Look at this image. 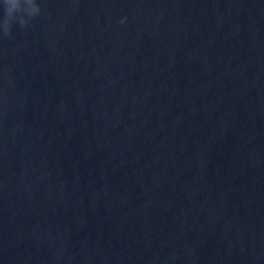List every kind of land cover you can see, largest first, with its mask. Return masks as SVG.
<instances>
[{
    "label": "water",
    "instance_id": "1",
    "mask_svg": "<svg viewBox=\"0 0 264 264\" xmlns=\"http://www.w3.org/2000/svg\"><path fill=\"white\" fill-rule=\"evenodd\" d=\"M37 2L0 31V264H264V0Z\"/></svg>",
    "mask_w": 264,
    "mask_h": 264
},
{
    "label": "clouds",
    "instance_id": "2",
    "mask_svg": "<svg viewBox=\"0 0 264 264\" xmlns=\"http://www.w3.org/2000/svg\"><path fill=\"white\" fill-rule=\"evenodd\" d=\"M2 6L3 14L0 16V31L4 36L11 35L15 23L23 28L41 11L37 0H3Z\"/></svg>",
    "mask_w": 264,
    "mask_h": 264
}]
</instances>
